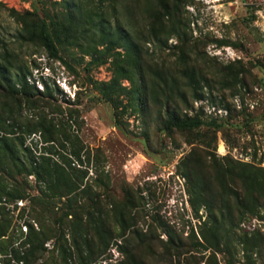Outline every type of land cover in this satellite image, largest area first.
Listing matches in <instances>:
<instances>
[{
  "label": "rangeland",
  "instance_id": "obj_1",
  "mask_svg": "<svg viewBox=\"0 0 264 264\" xmlns=\"http://www.w3.org/2000/svg\"><path fill=\"white\" fill-rule=\"evenodd\" d=\"M89 11L131 36L140 82L131 53L107 45ZM262 13L264 0H0V54L8 51L33 100L5 103L34 129L24 146L82 170L84 184L109 190L131 224L122 233L112 223L134 257L111 244L91 264H264ZM42 19L57 56L36 36ZM171 110L200 125L164 130ZM27 182L38 194L41 184ZM31 201L6 207L16 217ZM53 240L44 243L47 264H77ZM4 253L0 244V264H13Z\"/></svg>",
  "mask_w": 264,
  "mask_h": 264
},
{
  "label": "trees",
  "instance_id": "obj_2",
  "mask_svg": "<svg viewBox=\"0 0 264 264\" xmlns=\"http://www.w3.org/2000/svg\"><path fill=\"white\" fill-rule=\"evenodd\" d=\"M76 5L75 8L80 10L78 4ZM90 13L98 18L96 24L91 22L92 27H99L100 35L107 45H122L131 53V70L140 82L142 70L139 64L133 62L134 58L139 56L131 36L118 23H115L113 28H107L103 16L93 11ZM67 29L66 27L63 31L66 32ZM20 35L23 38L21 33ZM36 36L50 54L57 56L58 48L53 32L43 19L40 20ZM14 70L16 74L13 76ZM136 92V100L142 105L139 87H136ZM10 98L19 104H22V101H33L26 77L20 68L11 62L8 51H5L0 54V244L4 246V254H10L8 260H13V264H47L44 243L50 238L54 239L53 248L58 250L60 258L66 263L69 259L77 264L96 262L111 244L117 245L120 251L134 257L136 247L123 246L116 241L121 234L115 232L112 223L119 225L122 233L131 224L111 192L106 189L107 193L101 194L93 190L92 185L84 184V172L70 164V168H67L44 155H32L29 148L24 146L23 134L34 129L28 124L15 122L12 110L5 108V103ZM6 111L10 116L4 118L3 113ZM8 119L13 122L6 124ZM199 123L196 118L180 117L175 110L167 112L166 119L162 121L163 129L170 132L174 129L191 130L199 126ZM43 127L39 122L35 130H42ZM24 152H28V163L22 159ZM74 154L78 156L77 153ZM78 158L80 159V156ZM16 175H23V180L17 179ZM29 176H33L36 183L41 184L38 194H30L27 182ZM27 197L32 200L31 205L27 207L26 213L24 207L15 217L14 211L7 209L6 204ZM45 215L48 225L42 222ZM19 219H23L26 225V234H23L21 224H17ZM31 219L37 223V228ZM12 225H17L21 230L9 233ZM171 241L172 237L170 243H173Z\"/></svg>",
  "mask_w": 264,
  "mask_h": 264
},
{
  "label": "built area",
  "instance_id": "obj_3",
  "mask_svg": "<svg viewBox=\"0 0 264 264\" xmlns=\"http://www.w3.org/2000/svg\"><path fill=\"white\" fill-rule=\"evenodd\" d=\"M260 16H261V18H262V20L264 22V13L260 14Z\"/></svg>",
  "mask_w": 264,
  "mask_h": 264
}]
</instances>
